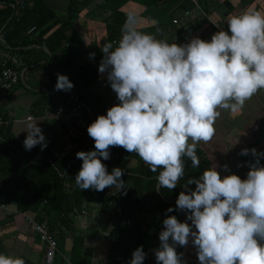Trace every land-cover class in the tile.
<instances>
[{
  "label": "clouds",
  "instance_id": "obj_1",
  "mask_svg": "<svg viewBox=\"0 0 264 264\" xmlns=\"http://www.w3.org/2000/svg\"><path fill=\"white\" fill-rule=\"evenodd\" d=\"M129 16L121 38L103 45L98 73L105 77L119 103L99 115L86 129L93 151H80L82 161L75 176L84 190L125 189L124 171L109 174L102 160L110 148L135 153L156 176L157 191L177 187L185 176V160L198 169L197 145L209 142L221 111L239 113L246 101L264 89V15L246 11L226 21L227 31L210 41L198 37L183 45L169 44L131 27ZM90 58L95 53L89 54ZM57 75L54 91L69 92L74 85ZM23 146L30 151L47 147L34 118L26 122ZM254 157L245 179L236 174L221 177L215 165L198 178L190 177L175 201L166 209L156 264H186L177 246L191 243L199 264H264V152L242 149L239 155ZM228 172V166H221ZM194 185V189L188 187ZM174 211L186 214V222ZM187 221H190L188 223ZM143 246L132 252L128 264H143ZM0 264H25L22 258L0 254Z\"/></svg>",
  "mask_w": 264,
  "mask_h": 264
},
{
  "label": "crops",
  "instance_id": "obj_2",
  "mask_svg": "<svg viewBox=\"0 0 264 264\" xmlns=\"http://www.w3.org/2000/svg\"><path fill=\"white\" fill-rule=\"evenodd\" d=\"M43 1L54 16L52 23H55L47 35L67 21L69 14H73L70 26L76 39L81 41L75 45L64 44L51 55L42 46L41 50L47 54L43 55L33 44L40 34V31H36L26 41L32 44L15 50L10 48L11 54L16 55L19 60L21 82L0 98V117L9 121V128L2 130V134L7 131V136L17 141L26 138L27 118L33 117L46 138L45 150L53 152L60 148L63 141L61 123L53 114L54 98L49 95L54 80L57 79L56 74L67 76L74 85L69 92L61 91L66 96L58 95V98L66 101L67 107L73 100L82 102L84 109L80 115L86 113L92 122L97 116L106 115V111L119 101L105 77L98 73V65L103 56L101 49L110 42H113V47L116 46L114 42L120 40L126 23L121 25L122 19L117 16L114 19L110 0ZM197 1L201 10L225 31L229 16L246 11H258L264 15V0ZM32 4L33 0L29 6ZM117 11L134 18L130 26L135 30L153 35L169 44L183 45L194 37L210 41L211 36L217 32L188 0H126ZM185 11L190 12L188 16H184ZM111 17L113 23L110 24ZM174 19L178 20L177 24L172 23ZM111 26L112 31L109 30ZM2 36L3 33L1 41ZM0 48L4 46L0 44ZM33 48L36 51H32ZM90 53H95V57L90 58ZM82 96L83 101L80 99ZM220 111L221 115L214 125L213 138L197 145V149L201 151L200 161L205 165L201 173L215 165L221 177L236 174L245 179L249 168L237 165L252 162L254 157L251 154L239 155L241 150L254 148L257 152H264V89L246 101L239 113ZM85 139L83 151H92L94 145L90 144L87 137ZM36 147L40 149L39 145ZM37 159L32 163L37 162ZM142 163L144 164L135 153H130L122 157L117 168L129 173L137 170ZM260 164L264 165V159H260ZM223 165L228 166V172L221 170ZM83 197L81 209L70 215V226L61 224L57 219L51 220L49 224H42L53 233L57 241L55 264H65L63 255L71 260V249L76 238L82 240V260L89 264H128L132 252L140 246H143L146 253L143 264H156L153 250L159 247L158 235L163 230L162 221L165 219L162 213H155L159 221V226L155 228L143 227L140 231L137 227H128L124 232H118L111 217L103 213L95 194ZM82 209L86 211L85 216L80 214ZM185 216V213H180L177 219L186 222ZM25 217L26 214L15 210L13 205L5 204V208L0 207V254L22 258L25 264H42L44 245ZM176 250L183 253L186 264H199L191 239L187 246H177Z\"/></svg>",
  "mask_w": 264,
  "mask_h": 264
},
{
  "label": "trees",
  "instance_id": "obj_3",
  "mask_svg": "<svg viewBox=\"0 0 264 264\" xmlns=\"http://www.w3.org/2000/svg\"><path fill=\"white\" fill-rule=\"evenodd\" d=\"M15 1L0 0V35L3 33L2 39L11 49L15 50L17 47L32 44L26 42L28 36L25 35L26 30L31 26H35L37 31H40L33 44L43 55L47 54L41 50L42 45L51 55L64 44L80 43L81 40L76 39L77 36L72 32L70 26V22L74 18L73 14H69L67 21L65 20L47 35L55 23H52L54 16L46 8L44 1L33 0V4L25 8L18 21L11 17V5ZM125 1L110 0L114 19L116 16L121 18V25L128 22L129 18L128 15L117 11ZM109 23H113V17L110 18ZM109 30L112 31V26ZM35 48L32 51H36ZM80 99L83 101L84 96ZM86 105L88 107V103ZM82 117L89 121V116L86 113ZM89 122L92 123V121ZM8 128H0V204L13 205L15 210L26 214L39 224H49L51 220L57 219L61 224L70 226L72 224L70 215L75 210L81 209L83 196L95 194L97 201L102 205L103 213L111 217L115 230L118 232H124L128 227H137L140 231L143 230V227L146 229L155 228L159 226L155 213L160 212L166 218V209L175 208V201L179 193L184 190L183 186L187 179L198 178L205 166L200 161L199 168L194 169L191 166V161L185 157V176L171 191L166 188H160L157 191L156 176L160 169L153 173L143 163L138 166L137 170L124 173L121 177L125 183V189L122 190L125 194L117 192L115 187L105 188L100 192L91 189L82 191L76 186L74 180L82 164L76 155L56 158L50 150L44 149L40 152L37 147L26 151L17 140L7 136V131L2 134V130ZM86 129L84 138L78 141L82 147H84L85 137L90 140L92 146L94 145V141L88 136ZM109 151L110 159L102 160V163L105 164L110 174L113 168L118 167L122 157L130 155V153L120 147L110 148ZM196 154L201 158L199 149H196ZM37 158L39 160L32 163ZM188 187L194 189L195 186L189 185ZM180 213L184 212L174 211L167 215H174L177 218ZM125 225L127 226L124 227ZM81 246L82 240L76 238L71 249V262L89 264L88 261L82 260Z\"/></svg>",
  "mask_w": 264,
  "mask_h": 264
},
{
  "label": "built area",
  "instance_id": "obj_4",
  "mask_svg": "<svg viewBox=\"0 0 264 264\" xmlns=\"http://www.w3.org/2000/svg\"><path fill=\"white\" fill-rule=\"evenodd\" d=\"M193 4L198 13L204 17V19L218 32L222 30L219 25L211 20V18L201 10L197 0H188ZM31 0H16L12 5L11 17L18 21L23 11L27 6H29ZM189 11L184 12V16L189 15ZM173 24H177L178 20H172ZM37 29L35 26L29 27L25 35L31 37L36 33ZM1 36V35H0ZM0 44L4 48H0V98L6 96V94L11 91L16 85L21 82V75L18 70L19 60L16 55L11 54L10 47L7 46L4 41L0 40ZM44 47V45H42ZM54 80L53 87L49 91V95L54 98L53 100V114L57 120L60 121L63 130V141L59 149L53 151L54 157L76 155L77 152L83 151L84 147L79 144V139L84 138V130L91 124L89 121L85 120L81 111L84 109V105L80 101L73 100L69 107L66 106V101L58 98V95H64L61 91H54L56 84ZM9 126V121L0 117V128H7ZM86 140V139H84ZM83 140V143L86 141ZM23 139H19L17 142L23 145ZM40 152L41 149H39ZM79 160V159H78ZM82 162L81 160H79ZM146 165V164H145ZM0 207L5 208V204H0ZM82 216L86 215V211L82 209L80 211ZM27 222L33 227V230L38 234L40 241L44 245V254L42 264H55V257L57 255V241L52 232L42 224L36 223L32 218L26 215ZM65 264H74L71 260L62 256Z\"/></svg>",
  "mask_w": 264,
  "mask_h": 264
},
{
  "label": "water",
  "instance_id": "obj_5",
  "mask_svg": "<svg viewBox=\"0 0 264 264\" xmlns=\"http://www.w3.org/2000/svg\"><path fill=\"white\" fill-rule=\"evenodd\" d=\"M38 160V159H37Z\"/></svg>",
  "mask_w": 264,
  "mask_h": 264
}]
</instances>
